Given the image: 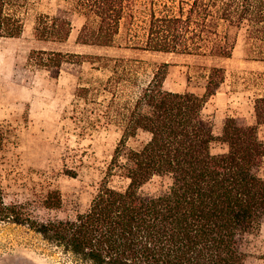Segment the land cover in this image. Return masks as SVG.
Masks as SVG:
<instances>
[{
	"label": "trees",
	"instance_id": "trees-1",
	"mask_svg": "<svg viewBox=\"0 0 264 264\" xmlns=\"http://www.w3.org/2000/svg\"><path fill=\"white\" fill-rule=\"evenodd\" d=\"M85 18L77 43L111 47L123 27L130 48L230 58L241 36L253 59L264 61V0H70ZM30 0H0V38H18ZM72 31L66 11L40 14L35 37L64 43ZM29 61L58 78L65 64L89 61L110 74L99 88L78 87L76 95L94 104L97 119L122 130L104 181L88 208L73 219H36L25 204L7 205L0 181V223L26 225L47 243L89 264H245L248 237L264 221V96L254 101L256 124L225 120L217 140L227 150L213 154L215 141L203 116L204 104L225 80V69L212 67L205 93L164 89L167 64L148 81L138 77V60L33 50ZM88 109H86L87 111ZM142 130L150 135L139 150L127 140ZM1 142V141H0ZM119 176L123 189L109 185ZM170 178L160 195L140 189L154 177ZM46 209H59L61 194L52 190Z\"/></svg>",
	"mask_w": 264,
	"mask_h": 264
},
{
	"label": "rangeland",
	"instance_id": "rangeland-1",
	"mask_svg": "<svg viewBox=\"0 0 264 264\" xmlns=\"http://www.w3.org/2000/svg\"><path fill=\"white\" fill-rule=\"evenodd\" d=\"M66 11L72 31L64 43L40 41L34 26L40 14ZM85 18L74 11L70 0H30L25 12L24 30L18 38H0V181L7 205L25 204L39 220L73 219L84 212L104 181L107 168L122 137L115 124L97 119L94 104L86 105L76 95L78 87L90 86L94 97L103 102L102 83L108 69L89 61L65 64L58 78L34 67L29 61L33 50H54L81 55L138 60V77L145 82L159 67L167 64L163 82L166 90L205 93L212 67L225 69V80L204 104L203 116L210 123L215 141L211 152L227 150L219 142L224 122L241 117L256 124L254 101L264 96V61L255 60L240 36L230 58L202 54L156 53L130 48L122 27L111 47L81 45L78 32ZM93 108V109H92ZM86 109H88L86 111ZM264 141V125L258 128ZM139 130L126 142V150H139L149 140ZM264 177V163L258 170ZM114 188H125L128 181L119 176L109 179ZM169 177H154L140 189L157 196L168 189ZM52 190L61 194L62 205L50 210L42 202ZM245 264H264V221L248 237ZM0 264H89L44 241L26 225L0 223Z\"/></svg>",
	"mask_w": 264,
	"mask_h": 264
}]
</instances>
